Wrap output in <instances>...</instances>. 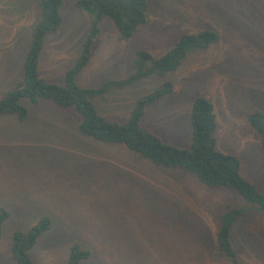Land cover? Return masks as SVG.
I'll return each instance as SVG.
<instances>
[{"label":"rangeland","instance_id":"rangeland-1","mask_svg":"<svg viewBox=\"0 0 264 264\" xmlns=\"http://www.w3.org/2000/svg\"><path fill=\"white\" fill-rule=\"evenodd\" d=\"M42 1L0 0V99L23 77ZM77 1L63 0L62 26L44 40L39 69L50 82L64 83L90 32L91 16L76 8ZM153 1L151 22L127 41L104 21L78 84L100 88L127 79L139 51L161 57L185 33L217 31L216 45L190 54L169 76L173 94L148 108L143 125L164 142L189 149L193 102L209 98L218 150L238 157L241 174L264 193V151L247 128L249 113H264V8L242 0ZM164 82L145 79L94 103L108 119L125 123L138 99ZM21 104L28 120L0 116V208L11 214L2 228L0 264H15L13 235L43 216L53 225L30 252L37 264H68L73 245L91 251L83 264H231L216 241L228 206L244 210L232 231L240 264H264V211L238 193L207 188L192 174L82 135L72 108L28 99Z\"/></svg>","mask_w":264,"mask_h":264},{"label":"trees","instance_id":"trees-1","mask_svg":"<svg viewBox=\"0 0 264 264\" xmlns=\"http://www.w3.org/2000/svg\"><path fill=\"white\" fill-rule=\"evenodd\" d=\"M242 1L244 5L250 3L253 7L257 4L264 8V0ZM154 3L153 0H78L76 8L91 16V29L83 43L80 57L66 73L64 83L60 84L43 78L39 68L46 36L57 35L62 26L61 10L64 2L43 0L41 19L34 29L30 48L24 58L23 77L0 99V116H16L20 121L28 120L29 110L21 104L23 99H28L35 105L50 102L63 110L72 108L80 117L79 131L82 135L102 143L122 145L155 165L192 174L207 188L232 190L255 206V209L264 211V193L241 174L240 159L218 150L215 137L218 119L215 105L209 98L201 96L193 102L190 118L192 143L189 149L164 142L143 125L148 108L173 94V83L167 80L169 76L179 70L190 54L216 45L220 41L217 31L208 29L198 33H185L161 57L139 51L132 62L133 71L127 79L109 80L100 88H82L78 84V76L89 65L93 48L102 36L104 21L111 20L117 39L127 41L141 27L151 22ZM236 4L237 1L234 0V5ZM152 77L165 82L159 89L138 99L127 122L110 120L97 109L94 99L104 98L115 90H123ZM247 128L259 136L264 151V113H249ZM243 214V209L228 206L220 217L216 234L217 247L231 264H240L232 243V231ZM10 216L6 208H0V238L3 224ZM52 225V219L43 216L29 231L13 235L11 256L15 264H37L30 252ZM90 257V250L73 245L68 264H83Z\"/></svg>","mask_w":264,"mask_h":264}]
</instances>
